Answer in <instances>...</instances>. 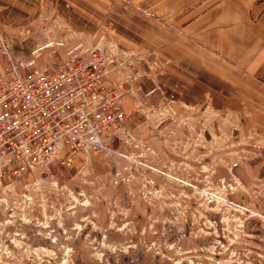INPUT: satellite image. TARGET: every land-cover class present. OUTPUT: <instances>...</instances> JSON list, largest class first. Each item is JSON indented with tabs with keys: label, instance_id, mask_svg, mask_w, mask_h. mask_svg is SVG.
<instances>
[{
	"label": "rangeland",
	"instance_id": "obj_1",
	"mask_svg": "<svg viewBox=\"0 0 264 264\" xmlns=\"http://www.w3.org/2000/svg\"><path fill=\"white\" fill-rule=\"evenodd\" d=\"M19 2L0 8V70L53 72L112 47L110 81L130 100L100 152L0 167V264H264V0H169L213 9L211 44L167 23L175 54L229 73L213 99L161 92L159 45L76 31L50 5L62 0Z\"/></svg>",
	"mask_w": 264,
	"mask_h": 264
},
{
	"label": "built area",
	"instance_id": "obj_2",
	"mask_svg": "<svg viewBox=\"0 0 264 264\" xmlns=\"http://www.w3.org/2000/svg\"><path fill=\"white\" fill-rule=\"evenodd\" d=\"M118 51L66 59L56 71L0 70V167L23 175L61 155L100 152L124 120L110 81ZM10 177V175H8Z\"/></svg>",
	"mask_w": 264,
	"mask_h": 264
},
{
	"label": "crops",
	"instance_id": "obj_3",
	"mask_svg": "<svg viewBox=\"0 0 264 264\" xmlns=\"http://www.w3.org/2000/svg\"><path fill=\"white\" fill-rule=\"evenodd\" d=\"M22 1V0H20ZM54 1V0H52ZM62 3L50 4L54 11L61 12L65 24L76 31L87 33H104L122 45L133 48L134 45L155 44L163 50L160 63L164 71L158 76L161 92H167L174 97H182L185 90L192 91L193 97H214V83L229 85V73L215 74L214 63L211 58L201 59L181 58L175 54L178 47L174 45L173 35L167 30L168 20L171 18L175 26L188 33L191 37L213 42V9H204L196 3H164L154 4L150 0H62ZM125 3V4H123ZM13 7L21 11L19 0H0V8L4 12L6 7ZM203 7V8H202ZM199 8H202L199 10ZM201 13H198L200 12ZM153 12L160 14L150 15ZM158 18V21L153 18ZM104 31H103V30ZM264 65V50L256 58L254 66L261 69ZM264 76V72H262ZM187 91V92H189ZM223 91V90H221ZM219 93L227 95L229 89ZM145 94V89L142 88ZM128 97L123 100V108L129 102Z\"/></svg>",
	"mask_w": 264,
	"mask_h": 264
}]
</instances>
